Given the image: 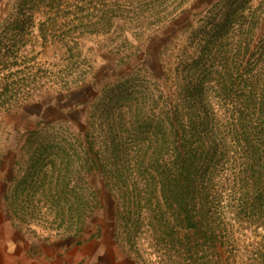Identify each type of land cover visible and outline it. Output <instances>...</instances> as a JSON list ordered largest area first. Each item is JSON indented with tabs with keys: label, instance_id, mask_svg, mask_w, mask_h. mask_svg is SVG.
<instances>
[{
	"label": "trees",
	"instance_id": "obj_1",
	"mask_svg": "<svg viewBox=\"0 0 264 264\" xmlns=\"http://www.w3.org/2000/svg\"><path fill=\"white\" fill-rule=\"evenodd\" d=\"M188 1L16 0L0 20V111L45 99L49 115L61 111L57 98L87 84L91 64L82 37L116 33L120 44L129 36L150 39ZM258 6L217 0L186 26L180 63L163 65L164 108H102L110 120L105 132L94 125L55 128L54 119L28 128L20 149L26 163L11 192L13 215L25 220L32 213L22 206V194L54 196L47 207L56 217L67 212L68 227L80 231L95 206L86 176L97 171L115 198V217H132L130 227L124 224L131 246L136 233L147 232L169 249L167 264H264V28L257 33ZM86 104L88 98L69 109L84 111ZM129 133L136 137L137 176L144 175L122 189L116 161L129 152ZM134 249L138 263L143 253Z\"/></svg>",
	"mask_w": 264,
	"mask_h": 264
},
{
	"label": "rangeland",
	"instance_id": "obj_2",
	"mask_svg": "<svg viewBox=\"0 0 264 264\" xmlns=\"http://www.w3.org/2000/svg\"><path fill=\"white\" fill-rule=\"evenodd\" d=\"M15 1L0 0V20L13 12ZM216 1L189 0L183 10L166 22L159 33L147 40L129 36L128 44H120L121 39L116 33L82 37L80 47L91 64L86 76L87 84L84 88L75 90L69 97L61 95L57 98L61 111L49 115L50 112L45 107L46 99L0 111V264H8L9 251L12 250L16 254L23 244L15 233L17 230L26 237V246L30 245L27 256L31 255L30 251L39 244V241H34L36 238L43 241L53 239L51 243H46L48 249L53 248L54 244L72 242L68 251L74 257L72 264H167L169 249L164 250V243L155 241L156 239L145 234L147 232L135 235V247L143 255L138 263L134 261L137 255L134 253L135 247L130 245L128 233L124 231L126 221L129 224H126V227L132 225V217L128 220L115 217V198L97 171L86 176L88 197L94 201L95 206L80 231H76L74 226L68 227L67 212L62 217H56L53 209L47 207L54 205V196L39 200L37 195L22 194V206L32 213H25V220H19L13 215L15 203L11 192L26 163L27 156L20 153L25 131L33 125H41L49 119H54L55 128L68 126L74 131L78 127L94 125L98 132H105L106 122L110 120L104 113L100 114L102 108L112 111L122 104L136 103L145 109L153 110L152 112L164 108L168 81L163 65L171 63L175 68L180 63L186 26L195 25L197 17ZM252 2L259 4V33L264 28V0ZM120 96L123 98L120 99ZM86 98L88 104L84 111V107L80 105L79 109H69L74 103ZM113 124L117 126L118 134L123 132L121 118H116ZM126 140L129 152L121 155L116 161L121 164V170L116 175L127 179L124 183L123 178L116 183L122 189L126 185L129 188L134 187L136 180L144 175L140 173L137 176V168L133 163L137 153L136 137L129 133ZM48 211L49 214L46 215ZM60 218L62 223L56 228ZM91 235L99 239L86 242L87 237ZM153 242H157L156 245ZM81 255L84 257L78 259Z\"/></svg>",
	"mask_w": 264,
	"mask_h": 264
},
{
	"label": "crops",
	"instance_id": "obj_3",
	"mask_svg": "<svg viewBox=\"0 0 264 264\" xmlns=\"http://www.w3.org/2000/svg\"><path fill=\"white\" fill-rule=\"evenodd\" d=\"M18 237L23 241V244L18 248L17 253H13L12 250L9 251L8 264H72L73 255L69 253V249L72 247V242L65 244H54L53 248H47L46 243H51L53 239L43 241L34 238V241H39L37 246H34L30 251L31 255L27 256V250H29L30 245L26 246L25 240L26 237L23 233L15 232ZM88 238V237H87ZM99 238L87 239L86 242H95ZM32 240H28L31 242ZM11 247V245H10ZM84 256L81 255L78 259H82Z\"/></svg>",
	"mask_w": 264,
	"mask_h": 264
}]
</instances>
